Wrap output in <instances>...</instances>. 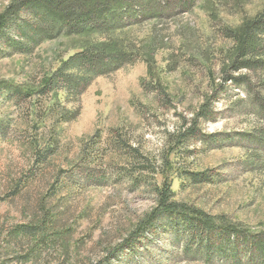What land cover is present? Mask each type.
I'll return each instance as SVG.
<instances>
[{
	"label": "rangeland",
	"instance_id": "rangeland-1",
	"mask_svg": "<svg viewBox=\"0 0 264 264\" xmlns=\"http://www.w3.org/2000/svg\"><path fill=\"white\" fill-rule=\"evenodd\" d=\"M21 1L0 0V16ZM183 1L158 0L156 15L108 36L87 29L28 55L0 45V264H261L241 250L229 259L203 257L196 244L185 252L183 237L163 222L140 232L164 183L173 202L213 223L253 237L264 232V163L247 143L263 126L250 107L254 96L264 99L263 79L237 88L229 76L241 73L226 71L231 35L264 10V0H200L188 10ZM94 44L131 62L94 78L79 96L35 94ZM13 89L29 97H12ZM206 102L209 116L196 119ZM189 128L204 140L178 141ZM117 139L141 158L124 155ZM182 170L209 181L194 184L179 177ZM19 228L34 234L15 235ZM212 244L215 251L219 242Z\"/></svg>",
	"mask_w": 264,
	"mask_h": 264
},
{
	"label": "trees",
	"instance_id": "trees-1",
	"mask_svg": "<svg viewBox=\"0 0 264 264\" xmlns=\"http://www.w3.org/2000/svg\"><path fill=\"white\" fill-rule=\"evenodd\" d=\"M198 1L200 0H185L182 7L188 10ZM157 7L158 0H23L19 4H12L0 16L1 51L28 55L44 41L62 35H78L87 29L108 36L125 28L128 20L137 23L139 17L141 19L156 15ZM20 13H23L25 18H19ZM231 37L234 47L226 71L241 73V76H229L233 85L250 90L256 77L262 78L264 85V10L247 21L238 36ZM130 62L131 55L126 52L108 51L102 45L96 44L88 46L63 62L35 94L43 96L62 91L69 97L79 96L94 78L109 75ZM9 94L17 99L29 97V94H23L19 89H13ZM250 107L258 115L263 126L248 134L247 143L252 146L251 151L257 162L263 165L264 99L254 96ZM208 116L206 102L196 114V119H205ZM0 130L2 132L1 126ZM188 137H194L198 141L204 140L189 128L180 134L178 141L183 142ZM115 144L121 151L126 152L124 155L136 160L141 158L138 151L132 149L125 141L117 139ZM45 155H39L38 159L43 160ZM179 177H185L194 184L209 181L203 174H193L185 170L180 172ZM92 179L93 175L89 173L84 181ZM155 193L156 207L140 224V232H149L158 223L163 222L160 223L162 227L175 230L177 238L183 237L185 252L192 249L191 244H196L197 251L203 257L211 259L216 252L219 256L229 259L237 256L238 250H241L240 255L243 253V258L251 261L254 257L264 264V232L253 237L232 226L213 223L202 213L179 206L172 201L173 193L169 184L164 183L160 188H156ZM32 231V228H19L14 233L32 236ZM213 239L219 242L215 251L212 250Z\"/></svg>",
	"mask_w": 264,
	"mask_h": 264
}]
</instances>
